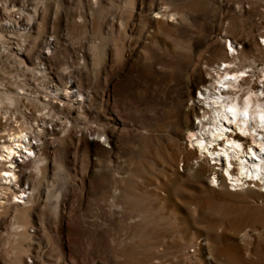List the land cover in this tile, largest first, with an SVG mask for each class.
I'll return each mask as SVG.
<instances>
[{"label":"rangeland","instance_id":"374dc122","mask_svg":"<svg viewBox=\"0 0 264 264\" xmlns=\"http://www.w3.org/2000/svg\"><path fill=\"white\" fill-rule=\"evenodd\" d=\"M240 66L260 88L264 0H0V144L33 145L0 156V264H264L258 186L186 137Z\"/></svg>","mask_w":264,"mask_h":264},{"label":"bare ground","instance_id":"6f19581e","mask_svg":"<svg viewBox=\"0 0 264 264\" xmlns=\"http://www.w3.org/2000/svg\"><path fill=\"white\" fill-rule=\"evenodd\" d=\"M223 62L224 67L230 64ZM248 71L250 69L245 70L241 66L237 69L224 68L225 77L215 81L218 85L214 84V88H217L215 92L210 93L207 87L198 91L197 99L203 100V107L210 111L206 132L211 137L200 131L205 117L197 118L190 127H186V137L191 155L199 158L205 152L211 155V163L215 164L211 165L212 175L215 181H219V185L227 180L225 183L232 185L229 189L233 191L242 189L243 185L247 188L258 186V194L264 199V73L260 88L256 83H250V86L244 88L242 83L247 80ZM54 97L57 98V95ZM13 133H9V137L0 144V156L7 159L9 166L19 171L20 163L12 159L14 153L21 148L33 153V145L26 142V134ZM11 167L3 169L4 172L0 174L3 182L7 180H2L4 176L9 177V182L6 181L8 184L18 174ZM21 191L25 192L23 189Z\"/></svg>","mask_w":264,"mask_h":264}]
</instances>
